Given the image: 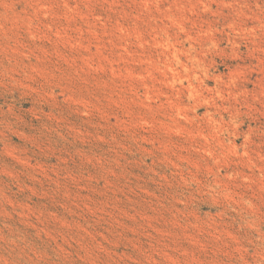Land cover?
Here are the masks:
<instances>
[{"label":"rangeland","instance_id":"obj_1","mask_svg":"<svg viewBox=\"0 0 264 264\" xmlns=\"http://www.w3.org/2000/svg\"><path fill=\"white\" fill-rule=\"evenodd\" d=\"M0 264H264V0H0Z\"/></svg>","mask_w":264,"mask_h":264}]
</instances>
